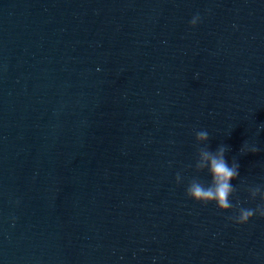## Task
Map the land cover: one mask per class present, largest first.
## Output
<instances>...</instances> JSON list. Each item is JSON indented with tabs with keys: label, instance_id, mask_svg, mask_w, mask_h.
<instances>
[{
	"label": "water",
	"instance_id": "95a60500",
	"mask_svg": "<svg viewBox=\"0 0 264 264\" xmlns=\"http://www.w3.org/2000/svg\"><path fill=\"white\" fill-rule=\"evenodd\" d=\"M262 124L264 0H0V264H264L186 196L207 130L261 204Z\"/></svg>",
	"mask_w": 264,
	"mask_h": 264
},
{
	"label": "clouds",
	"instance_id": "9594fccd",
	"mask_svg": "<svg viewBox=\"0 0 264 264\" xmlns=\"http://www.w3.org/2000/svg\"><path fill=\"white\" fill-rule=\"evenodd\" d=\"M200 19L199 14L195 15L190 21L191 26L195 27ZM261 130H264V124L258 128L257 136ZM195 137L197 141V154L194 164L195 172L202 173L207 171L211 176V180L205 183L198 175L193 176L187 184L186 196L205 206L215 203L218 209L223 212H237L238 214L232 215L228 219L239 225L249 223L257 215L264 218V185H256L247 189L252 200H256L259 197L262 201L256 208L240 206L239 201L233 204L232 198L236 194V188L232 181L239 179L240 165L238 161L233 158L231 165H229L226 160V153L230 148L226 145L221 144L215 152L211 151L208 146L210 135L207 130H196ZM259 151L260 148L257 146V143H250L248 141L240 149L241 154H255ZM188 167L192 168L193 165L190 164ZM175 179L177 184H182L184 181L181 172H177Z\"/></svg>",
	"mask_w": 264,
	"mask_h": 264
}]
</instances>
